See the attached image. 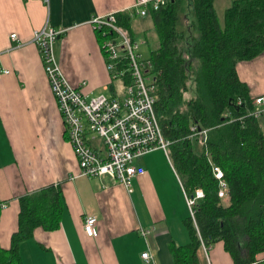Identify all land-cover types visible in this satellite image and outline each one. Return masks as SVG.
Segmentation results:
<instances>
[{
  "label": "crops",
  "instance_id": "obj_1",
  "mask_svg": "<svg viewBox=\"0 0 264 264\" xmlns=\"http://www.w3.org/2000/svg\"><path fill=\"white\" fill-rule=\"evenodd\" d=\"M230 1L223 2L219 17L213 0L219 20ZM132 3L0 0V246H9L19 196L53 183L61 191L58 226L51 231L36 228L19 243L23 264H173L168 244L184 245L189 240L183 187L167 151L157 148L134 160L144 172L131 179L130 191L107 175H78L39 52L31 41L32 31L43 25L61 29L52 50L65 80L87 97L107 91L110 79L105 57L87 21L110 12L129 13ZM131 15H135L133 41L140 37L148 50L155 47L150 19ZM11 33L15 40L10 39ZM235 70L250 96L264 93V50L250 60L238 61ZM262 115L258 122L264 139ZM89 143L103 153L97 138H90ZM85 216L95 217L93 237L82 232ZM139 229H147L144 236ZM146 248L151 262L140 257ZM197 257L199 264H233L219 241L208 248L200 243ZM258 257L264 258V250Z\"/></svg>",
  "mask_w": 264,
  "mask_h": 264
},
{
  "label": "trees",
  "instance_id": "obj_2",
  "mask_svg": "<svg viewBox=\"0 0 264 264\" xmlns=\"http://www.w3.org/2000/svg\"><path fill=\"white\" fill-rule=\"evenodd\" d=\"M184 7L190 8V20ZM144 15L157 42L145 60L153 108L169 141L168 157L185 192L193 195L199 188L203 194L195 202L193 221L184 220L188 242L168 244L172 262L199 264L200 243L208 248L219 241L233 264H264L258 257L264 250L263 132L259 118L247 116L252 96L235 70L238 61L264 50V0H231L222 20L213 0H165ZM133 16L126 11L115 15L130 40ZM108 90L114 92L111 84ZM202 130L204 135L194 134ZM214 165L222 171L226 200L217 197ZM17 204L16 227L9 246H0V264H23L19 243L36 228L58 226L60 187L47 184L19 196Z\"/></svg>",
  "mask_w": 264,
  "mask_h": 264
},
{
  "label": "built area",
  "instance_id": "obj_3",
  "mask_svg": "<svg viewBox=\"0 0 264 264\" xmlns=\"http://www.w3.org/2000/svg\"><path fill=\"white\" fill-rule=\"evenodd\" d=\"M164 2L165 0H133V10L129 14L144 15L148 7L157 9ZM115 15V12H110L93 16L87 21L93 31L103 36L100 48L105 57L109 86L111 84L113 87V93L98 92L87 97L78 86H72L65 80L52 50L53 42L61 29L43 25L32 31L31 41L39 52L43 72L65 127L66 139L77 161L78 175H107L123 185L126 191H130L131 179L144 172L142 167L134 165V160L157 148L166 153L169 141L162 136L153 108V96L150 93L152 85L147 74L149 62L137 52V43L130 40L116 24ZM9 37L15 40L14 33ZM126 73L128 78L125 77ZM115 79L119 81L118 87L113 84ZM83 84L82 81L80 86ZM251 105L247 116H262L264 93L253 96ZM199 134L204 135V130ZM90 138L100 141L102 154L89 143ZM212 174L218 181L217 197L227 199L222 171L214 165ZM182 192L188 216L193 221L194 205L202 197V191L197 188L193 195H188L182 188ZM81 229L85 236H95V217L85 216ZM146 232L147 229H139L141 236ZM140 257L145 262L152 261L147 248Z\"/></svg>",
  "mask_w": 264,
  "mask_h": 264
},
{
  "label": "rangeland",
  "instance_id": "obj_4",
  "mask_svg": "<svg viewBox=\"0 0 264 264\" xmlns=\"http://www.w3.org/2000/svg\"><path fill=\"white\" fill-rule=\"evenodd\" d=\"M226 2V0H215V9H216V11H217V13H218V15H219V17H221V6L224 4V3ZM185 12H186V16L188 17L189 16V14H190V8H186V7H184V12H183V14H185ZM189 13V14H188ZM181 15V14H180ZM180 15H179V18H180ZM180 21V20H179ZM136 43H137V45H138V48H137V50H138V52H140L141 53V55H142V58H144V57H147L148 56V46L146 45V44H144L143 42V40L140 38V37H138V38H136ZM139 53V54H140ZM116 87H118V85H119V82H118V80L117 79H115V81H114V83H113ZM100 92H103V93H105V94H109V90H107V91H100ZM156 115V114H155ZM263 116V115H262ZM261 116V117H262ZM259 119H260V117H259ZM196 135H199V133H196ZM202 135V134H201ZM192 136V135H191ZM198 144V143H197ZM199 145V144H198ZM198 150V148L196 149V151ZM167 153H168V147H167Z\"/></svg>",
  "mask_w": 264,
  "mask_h": 264
}]
</instances>
